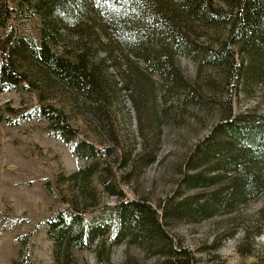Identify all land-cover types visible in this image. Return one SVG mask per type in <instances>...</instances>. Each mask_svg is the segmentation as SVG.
<instances>
[{"label": "rangeland", "instance_id": "rangeland-1", "mask_svg": "<svg viewBox=\"0 0 264 264\" xmlns=\"http://www.w3.org/2000/svg\"><path fill=\"white\" fill-rule=\"evenodd\" d=\"M7 1L0 0V5H12L16 12L12 10L7 21L0 19V50L9 46L14 34L38 41L42 22L34 9L43 1ZM99 10L92 7L85 17L86 24L74 28L79 30L76 37V32L71 33L72 39L57 43L58 49L63 45L67 51H77L82 43L77 46L74 40L88 41L87 34L95 31L99 35L100 27L107 23ZM226 29L227 23L195 28L193 38L209 48H218L226 41L236 51ZM110 35L119 42L117 33L109 28L100 35L97 45L99 53H110L113 63L106 71V89L111 97L106 108L109 125L101 116L81 111L59 85L47 86L30 60L22 56L12 59L26 81L0 92V113L17 118L13 125L0 120V218L18 219L19 224L13 222L6 229L4 220L0 222V264H55L44 222L73 206L77 212L91 209L96 224H107L113 217L111 207L119 200L112 190L121 192V198L144 199L159 211L180 197L205 207L214 186L193 187L185 182L188 173H195L188 170L187 163L196 143L229 113L264 115V62H251L252 71L241 73L244 80L238 78L240 84L229 95L230 90L225 91L229 84L224 67L198 65L191 57L178 56L183 84L164 87L162 78L146 66L139 52H129L121 42L120 47L107 44ZM255 71H261L259 76ZM36 103L62 109L79 134L108 148L103 162L117 175L110 179L112 190L103 188L97 178L88 184L71 178L86 163L50 132L44 118L35 115ZM30 112L29 117H18ZM214 157L207 161L213 163ZM201 175L209 178L206 170ZM172 215L164 220V227L175 243L193 252L196 264H264V191L244 203L218 207L203 215L202 211L183 212L181 218ZM109 234L95 238L87 250L77 253L79 264L96 262V250L102 242L115 264L126 260L147 264L158 258L156 252L127 240L115 243Z\"/></svg>", "mask_w": 264, "mask_h": 264}, {"label": "trees", "instance_id": "trees-1", "mask_svg": "<svg viewBox=\"0 0 264 264\" xmlns=\"http://www.w3.org/2000/svg\"><path fill=\"white\" fill-rule=\"evenodd\" d=\"M42 1L34 9L42 22L39 25V40L14 34L9 46L0 50V92L20 83L25 84V76L12 62L13 58L22 56L37 67L47 86L59 85L65 89L71 103L93 117L101 116L106 125H109L106 108L111 103L106 89V71L113 63L110 53H99L97 45L100 35L109 28L117 33L119 42L113 41L110 35L107 44L120 47L121 42L129 52H139L146 66L153 68L162 78L164 87L183 84L178 72V56L191 57L198 65L224 67L229 84L225 91L230 90L229 95L240 84L238 78L244 80L245 75L241 78V73L247 69L252 71L254 66L251 62H264V0ZM92 7L106 15L103 14L107 23L102 24L99 35L95 31L87 34L88 41L74 40L77 46L82 43L77 51H67L63 45L59 50L57 43L72 39L71 33L74 32L76 37L79 30L73 31L74 28L86 24L85 17ZM0 10L2 21H7L12 10L16 12V8L5 2L0 5ZM221 23H227L226 35L229 43L237 47L236 51L226 41L221 42L218 48H209L194 40L195 28H208ZM260 73L255 71V76ZM226 92L224 100L229 99ZM186 96L187 99L192 98V95ZM33 112L48 122L50 132L68 144L78 160L86 163L71 178H79L83 184L97 178L103 188L113 189L110 179H116V171L103 162L108 155L107 147L79 134L62 109L36 103ZM30 114L18 117H29ZM0 116H3L0 120L6 124L17 123V118L9 119L1 113ZM210 156H215L213 163L207 161ZM188 161V170L195 173L187 174V185L214 186L205 207L199 205L198 201L192 203L188 202V197H180L174 198L159 211L144 199L121 198V192L112 190V195L118 196L119 200L112 205L113 217L106 221L107 224H96V215L91 209L83 208L77 212L73 206L62 209L44 222L46 234L53 245L54 263L79 264L77 253L87 250L95 238L110 232L109 238L115 243L127 240L156 252V261L147 264H196L193 252L175 243L163 222L172 213V216L180 218L183 212L202 211L203 215L218 207L244 203L264 191V115L229 113L196 143ZM202 170L209 172V178L201 175ZM86 194L92 195L90 192ZM169 208H172L170 213ZM1 220L7 225L6 229L13 222L19 224L18 219ZM104 243L97 248L96 262L93 264H115L111 262ZM26 258L30 259L29 253H26ZM123 264L144 263L126 260Z\"/></svg>", "mask_w": 264, "mask_h": 264}]
</instances>
